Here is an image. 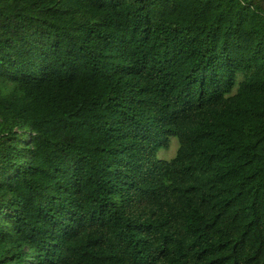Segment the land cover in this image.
<instances>
[{
	"label": "trees",
	"instance_id": "obj_1",
	"mask_svg": "<svg viewBox=\"0 0 264 264\" xmlns=\"http://www.w3.org/2000/svg\"><path fill=\"white\" fill-rule=\"evenodd\" d=\"M0 264H264V0H0Z\"/></svg>",
	"mask_w": 264,
	"mask_h": 264
},
{
	"label": "rangeland",
	"instance_id": "obj_2",
	"mask_svg": "<svg viewBox=\"0 0 264 264\" xmlns=\"http://www.w3.org/2000/svg\"><path fill=\"white\" fill-rule=\"evenodd\" d=\"M178 147V140L175 136H169V143L167 147L160 148L157 152L159 159H170L175 155Z\"/></svg>",
	"mask_w": 264,
	"mask_h": 264
}]
</instances>
